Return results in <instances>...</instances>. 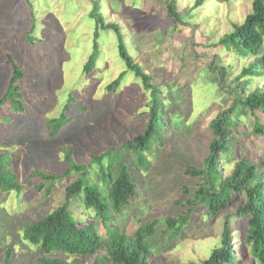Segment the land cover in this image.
Instances as JSON below:
<instances>
[{"label":"rangeland","instance_id":"1","mask_svg":"<svg viewBox=\"0 0 264 264\" xmlns=\"http://www.w3.org/2000/svg\"><path fill=\"white\" fill-rule=\"evenodd\" d=\"M176 1L178 18L173 19L167 0H96L105 24L119 26L134 63L161 89L166 124L162 141L155 139L150 151L144 152L146 165L140 167L126 147L135 145L145 130L150 92L119 62L112 33L100 41L97 68L89 76L83 73L94 36L90 0H0V98L11 74L5 53L17 60L25 74L21 83L24 111L14 113L8 108L6 116L0 113V152L12 155L9 164L23 186L19 193L0 192V264L8 247L17 244L18 228L41 221L65 205L79 227L94 224L102 241L120 233L132 236L142 225L155 222L150 264H200L221 246L223 226L228 223L237 264H252L247 253L239 252L244 229L230 225L242 197L212 219L204 207L188 212L191 193L186 190L194 192L201 181L187 168H203L214 138L211 122L229 110L238 96L245 98L264 87L261 78L249 83H245L248 78L241 79L251 60L239 62L224 49L212 47L244 22L253 0H204L199 7L197 0ZM215 68L227 73L223 85ZM122 73L127 77L124 83L114 93L107 91ZM70 93L76 99L68 112L72 121L48 139L50 121L61 115ZM236 113L231 152L220 164L226 174L234 160L247 157L256 162L264 156V138L253 134L254 117L241 112L239 105ZM256 114L264 128V117ZM66 154L84 165L92 156L105 154L103 167L112 163L113 174L118 156L130 169L135 197L119 214L103 217L81 207L79 199L68 200L66 189L80 173L66 175ZM89 168L88 180L105 190L99 167ZM36 172L57 179L46 182L34 176ZM189 213L190 220L179 233L168 229L167 218ZM30 249H14L10 264H35L36 249ZM93 261V257L84 258L82 264Z\"/></svg>","mask_w":264,"mask_h":264},{"label":"trees","instance_id":"2","mask_svg":"<svg viewBox=\"0 0 264 264\" xmlns=\"http://www.w3.org/2000/svg\"><path fill=\"white\" fill-rule=\"evenodd\" d=\"M202 1L204 0H197L196 5L199 7ZM90 2L92 12L89 19L93 23L94 36L91 40V53L82 70L88 76L93 73L97 68L100 41L107 37L106 34L112 33L113 37L115 36V51L119 62L142 83L144 91L150 92V108L145 130L134 140L135 145L130 144L126 147L134 153L137 164L145 167L144 152L150 151L155 139L162 141L161 131L166 125L160 99L161 89L151 84L150 76L134 63L119 26L105 24L104 14L100 13L96 0H90ZM167 3L169 15L173 19L178 18L177 1L167 0ZM28 37L30 42L33 41L31 35ZM75 38L77 39V36ZM212 47L224 49L239 62L251 60L241 73V79L248 78L245 83H249L254 78L264 80V0H253L252 11L246 16L244 22L234 26L231 33L223 36ZM4 57L5 64L11 69L6 91L0 98V113L6 116L8 108L14 113L24 111L21 83L25 74L22 66L11 54L5 53ZM215 69L219 83L223 85L227 73L221 68ZM125 75L123 73L118 75L106 87V90L116 92L121 83L126 80ZM68 97L61 115L50 121V128L46 133L48 139L61 133L72 121L68 112H71L70 106L75 104L76 99L73 93H70ZM237 105L241 106V112L244 114L250 112L254 117L253 134L264 138V128L259 124L258 114H256L258 112L264 117V87H262L245 98L238 96L229 110L211 122L214 138L210 143L209 155L203 168H187L190 175L200 177L201 181L194 192L186 190L187 194L191 193L186 203L188 212H193L198 206L204 207L206 213L213 219L229 209L237 197H242V202L237 208L238 214L234 216L235 219L232 223L230 222V225L234 224L241 231L244 229L239 252L243 250L247 253L252 258V264H264V156L256 162L247 157L234 160V164L230 165L232 170L229 174L222 173L223 168L220 165L223 159H228L231 152L230 134L235 126L234 119L238 116L236 115ZM105 157V154L98 157L92 156L89 165L77 164L71 159L70 154H66L65 158L69 168L66 175L70 172L80 173L79 179L66 189L67 199H79L81 207L91 211L96 217L119 214L130 204L136 194V185L129 167L117 156L119 165L114 175L111 170L112 163L108 168L103 167ZM10 159L12 155L8 151L0 152V192L19 193L23 186L18 182L16 173L9 164ZM94 164L99 167L100 180L105 184V190L88 180L89 173L86 168ZM34 176L51 183L57 179L41 172H36ZM50 190L51 188L47 190V193ZM177 202L180 203V201ZM190 214L180 218H167L168 229L179 233L190 220ZM155 226V222H149L138 228L132 236L120 233L112 240L102 241L96 234L94 224L84 223L79 227L69 212L68 205H65L57 208L41 221L18 228L20 231L18 242L8 247L1 264H10L14 249L30 251V248L36 249L35 264H82L84 258L90 257L94 258L92 264H150L151 237L155 234ZM230 238L228 223H224L221 246L213 249L207 260L200 264H237ZM71 258L73 260L69 261L68 259Z\"/></svg>","mask_w":264,"mask_h":264}]
</instances>
